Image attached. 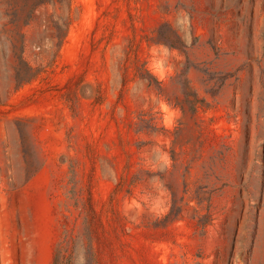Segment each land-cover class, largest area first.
Masks as SVG:
<instances>
[{
	"label": "rangeland",
	"instance_id": "1",
	"mask_svg": "<svg viewBox=\"0 0 264 264\" xmlns=\"http://www.w3.org/2000/svg\"><path fill=\"white\" fill-rule=\"evenodd\" d=\"M65 232L74 264H264V0H0V264Z\"/></svg>",
	"mask_w": 264,
	"mask_h": 264
},
{
	"label": "trees",
	"instance_id": "2",
	"mask_svg": "<svg viewBox=\"0 0 264 264\" xmlns=\"http://www.w3.org/2000/svg\"><path fill=\"white\" fill-rule=\"evenodd\" d=\"M148 72V70H146ZM149 73V72H148ZM150 77H152L154 80L155 78L153 77L152 74H150ZM33 76L29 77V79H32ZM157 83H160L156 80ZM73 172V174L75 173L74 170L71 171ZM70 183L73 184V186H77V181H76V176H71L70 177ZM126 183V178H123L121 181H119L117 183V188L116 190H120L124 187ZM74 199H78L77 196H74ZM78 201V200H77ZM78 205V204H77ZM92 213L94 212L93 208H91ZM81 215L85 214V210L84 208H82L81 210ZM84 220V225L85 227V231H86V237L88 239V246H89V251H90V258L92 263H94V258H93V244H92V237L90 235V228L87 225L88 224V218L85 216L83 217ZM77 244V242L75 241L74 235L69 233V232H65V236L64 238L58 243L55 251H54V255H53V263L52 264H74L73 259L71 257L70 251L73 247H75Z\"/></svg>",
	"mask_w": 264,
	"mask_h": 264
}]
</instances>
